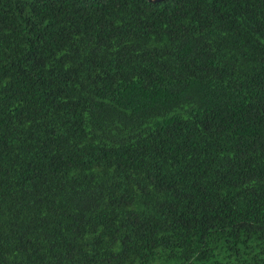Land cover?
Segmentation results:
<instances>
[{"label":"trees","instance_id":"trees-1","mask_svg":"<svg viewBox=\"0 0 264 264\" xmlns=\"http://www.w3.org/2000/svg\"><path fill=\"white\" fill-rule=\"evenodd\" d=\"M0 264H264V0H0Z\"/></svg>","mask_w":264,"mask_h":264}]
</instances>
